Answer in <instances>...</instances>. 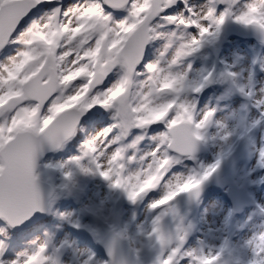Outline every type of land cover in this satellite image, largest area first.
Here are the masks:
<instances>
[{
    "label": "snow or ice",
    "instance_id": "1",
    "mask_svg": "<svg viewBox=\"0 0 264 264\" xmlns=\"http://www.w3.org/2000/svg\"><path fill=\"white\" fill-rule=\"evenodd\" d=\"M55 2L0 0V52L10 44L20 45L15 55L0 62V222L16 228L46 211L45 191L36 172L40 157L46 150L63 148L83 131L82 120L87 117L91 121L94 110L104 109L112 113V123L85 138L79 154L61 167L74 165L84 174H98L110 188L123 191L132 203L163 185L162 195L148 204L150 210L163 209L154 217L148 233L159 246L153 264H180L185 257L190 258L189 264H217L224 247L215 255H197L195 249L182 252L187 231L177 229L173 248V236L163 227V218L173 211L172 202L182 193L199 198L204 184L219 172L230 154L221 151L213 163L201 165L200 171L193 170L187 176H176L175 182L164 179L180 157L195 159L197 145L207 140L215 110L205 111L197 119L195 103L179 102V94L200 93L212 73L199 83L189 81L187 72L161 75L164 70L159 61L145 62L146 50L159 38L153 26L158 19L195 29L176 50L169 68L197 53L205 43L214 42L229 18L252 28L264 40V5H245L237 15L233 6L239 0H205L199 9L189 0H79L34 18L36 10ZM119 11L127 15L116 19L114 13ZM140 76L153 87L133 105L129 96ZM239 91L253 96L242 87ZM153 92L172 99L155 104L149 99ZM255 106L259 110L258 124L264 120V96L255 100ZM158 124L165 130L152 137L158 143L149 153L152 161L147 174L130 182L122 174L125 149L119 145L133 129L143 131ZM216 124L225 127L219 121ZM231 136L232 132H226L222 139ZM143 139V135H137L129 146L135 147ZM257 166L264 169V145L257 149ZM65 179L71 181V171L65 173ZM2 233L4 227H0ZM122 235L115 233L108 246L111 264H118L115 248ZM247 243L252 251L247 264H264V231ZM46 251L47 245L42 244L31 254L10 257L5 240L0 239V264H44ZM53 264H60L58 257Z\"/></svg>",
    "mask_w": 264,
    "mask_h": 264
},
{
    "label": "rangeland",
    "instance_id": "2",
    "mask_svg": "<svg viewBox=\"0 0 264 264\" xmlns=\"http://www.w3.org/2000/svg\"><path fill=\"white\" fill-rule=\"evenodd\" d=\"M77 2L79 0H56L53 4H45L41 7L42 12L35 18L44 17L53 7H67ZM189 2L199 9L205 0ZM249 4L264 5V0H239L233 6L234 14H240L245 10V5ZM126 15L124 11L114 13L116 19ZM153 26L159 38L149 44L145 62L159 61L160 68L164 70L161 75L168 71L187 72L189 81L199 83L208 73L215 72L213 86L208 81L200 93L185 91L179 94V102L195 103L197 119L203 112L215 110L213 123L207 129V140L202 142L204 152L197 157V162L180 157V162L171 167L164 179L175 182L176 176H187L193 170L200 171L201 165L213 163L221 151L230 152L224 164L239 141L246 138L248 142L243 154L224 173L223 178L244 187L248 195L257 202L255 207L245 210L241 215H234L226 194L213 189L211 178L204 184L205 191L195 205L187 207L181 203L184 193L172 202L170 207L173 211L163 218V227L173 236V248L177 244V229L187 231L182 252L195 249L197 255L201 252L215 255L224 247L217 264H227L230 261L233 264H247L252 256L248 240L264 231V212L260 211L264 208V169L257 166V149L264 145V120L255 123L260 119L255 100L264 96V45L228 38L221 31L214 42L205 43L197 53L182 58L177 65L169 68L176 50L195 29H185L163 19L155 20ZM166 45H169L167 50ZM19 47L17 44L8 45L0 52V62H6L7 57L15 55ZM228 72L236 75L228 77ZM111 78L114 79L115 76ZM146 79L145 76L136 78L129 96L133 105L140 103L141 97L152 89L150 82L144 83ZM241 87L246 92L252 91L253 96L250 98L242 94L239 91ZM149 99L159 104L172 97L153 92ZM90 116L91 121L86 117V121L81 124L83 131H79L66 146L39 167V178L50 183L56 191L48 213L51 222L55 223L54 226L50 225L53 228L50 230V226H42L34 232L20 233L18 239L3 238L10 257L20 253L31 254L39 245L46 244L44 264H53L57 249L62 252L60 264H85L86 261L88 264H105L106 261L111 264L104 257L100 241L108 232L114 231L123 233L121 237L130 244L134 264H153L159 246L154 237L149 238L148 233L152 230L154 217L163 209L153 211L148 208V204L162 195L163 185L142 200L132 203L123 191L110 188L108 182L98 174H84L74 165L61 167L65 161L79 154L80 144L85 138L112 123V113L104 109L94 110ZM216 121L225 127H219ZM164 130L163 124L153 125L143 131L133 129L119 145L125 149V159L122 161L125 168L122 174L130 178V182H135L137 177L143 179L147 174L148 165L152 161L149 153L158 143L152 137ZM226 132H232V136L224 140L222 137ZM137 135H143L144 139L137 142L135 147H130ZM72 144L74 146L68 147ZM69 171L72 172L71 181L65 179V173ZM0 227L6 228L3 224ZM189 261L190 258L185 257L180 264H189Z\"/></svg>",
    "mask_w": 264,
    "mask_h": 264
},
{
    "label": "water",
    "instance_id": "3",
    "mask_svg": "<svg viewBox=\"0 0 264 264\" xmlns=\"http://www.w3.org/2000/svg\"><path fill=\"white\" fill-rule=\"evenodd\" d=\"M37 12L38 10H36L33 13V16H35ZM223 35L228 38H235V39L244 40V41H252L254 43L264 45V40H262L261 37L252 28H244L240 26L239 24L233 22L232 19H229L225 23L223 27ZM146 55H147V50H146ZM214 81H215V72L212 73L209 79V85L213 86ZM84 120L81 121V124L83 123ZM246 142H247L246 139H243L240 142L237 150L234 151L232 155L229 157V159L222 165L219 172L212 177V185L215 190H218V191L226 190L227 191V201L230 203L233 214L235 215H240L244 209L252 208V207H255L256 205V200L248 195V192L244 187H240L237 184L231 181H226L223 178L224 173L229 171L232 168V166L240 159L242 155V150L246 146ZM61 149L45 151L44 155L40 157L38 161V167L36 169L37 174H38L39 167L42 164V162L49 159L54 154L58 153ZM203 152H204V149H203V144L201 142L197 145V150L195 152V159H193V161L197 162V157L202 155ZM39 179L45 191L46 211L44 213H37L31 220L25 222L22 226H19L16 228H10V229L14 231H23V230L32 229L36 227L37 225H39L40 223H42L44 219L46 218V216L48 215L50 202L54 198L56 192L50 183L42 180L41 178ZM204 191H205V187L202 188L199 198H192L188 194L185 193L181 198V203L187 207H191L195 205L198 202V200L201 198ZM49 193L51 195H49ZM115 233L116 232L114 231L108 232L100 242V247L104 253V257L109 259L110 262H111V258L108 256L107 250H108V246ZM61 256H62V252L56 253V258L58 257L59 261H60ZM115 260L118 262V264H134L131 247L129 243L122 237H120L116 243ZM227 264H233V262L230 261V262H227Z\"/></svg>",
    "mask_w": 264,
    "mask_h": 264
},
{
    "label": "trees",
    "instance_id": "4",
    "mask_svg": "<svg viewBox=\"0 0 264 264\" xmlns=\"http://www.w3.org/2000/svg\"><path fill=\"white\" fill-rule=\"evenodd\" d=\"M72 146H74V144L69 145L68 147L71 148ZM2 224H3V223L0 222V226H1ZM51 224H53V226H54L55 223L51 222V217H47V218L42 222V224L39 226V228L42 227V226H46V227H47V226H50ZM53 226L48 227V229L51 230V229L53 228ZM20 233H22V232H15V231H12L10 228L6 227V228H4V233L0 234V238L3 239V238H6V237H8V238L13 237V239H18V235H19ZM15 243H16V242H15ZM17 243H18V242H17Z\"/></svg>",
    "mask_w": 264,
    "mask_h": 264
},
{
    "label": "flooded vegetation",
    "instance_id": "5",
    "mask_svg": "<svg viewBox=\"0 0 264 264\" xmlns=\"http://www.w3.org/2000/svg\"><path fill=\"white\" fill-rule=\"evenodd\" d=\"M218 193H220V194H226V191H223V192H218Z\"/></svg>",
    "mask_w": 264,
    "mask_h": 264
}]
</instances>
